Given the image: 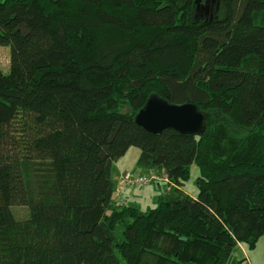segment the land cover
Listing matches in <instances>:
<instances>
[{"label":"trees","instance_id":"1","mask_svg":"<svg viewBox=\"0 0 264 264\" xmlns=\"http://www.w3.org/2000/svg\"><path fill=\"white\" fill-rule=\"evenodd\" d=\"M211 2L0 0V264L247 260L264 237V0ZM152 94L198 105L207 131L137 125ZM132 147L168 180L147 210L113 201Z\"/></svg>","mask_w":264,"mask_h":264},{"label":"rangeland","instance_id":"2","mask_svg":"<svg viewBox=\"0 0 264 264\" xmlns=\"http://www.w3.org/2000/svg\"><path fill=\"white\" fill-rule=\"evenodd\" d=\"M218 1L215 3L216 8H218ZM196 7H200V5H196ZM204 9V6L201 8ZM10 62V50L8 47L0 46V65L2 66L4 71L8 70ZM139 149L132 147L129 151L116 162V167L118 169L123 170L120 175H118L115 179L116 186L115 191L119 193L118 198L116 199L117 203L124 202L126 204L135 205L139 207L141 210H147L149 208H153L156 206V199L157 196L164 192L168 188L167 177L159 170L154 168H142L144 170L140 172H132L129 170H135L136 168V161L138 158ZM126 170V171H125ZM145 173H152L160 180L156 182H152L147 186H138L133 189H127V187L123 188V185L120 183V180L126 174H130L131 176L135 177L137 175H142ZM199 171L196 165H193L191 168V175L189 179L186 181L184 185V189L187 193L191 195H196L198 190L196 186V179L198 177ZM116 175V174H115ZM159 183L161 185H159ZM130 191V192H128ZM14 214L16 218L24 220L28 218L29 211L28 208L22 205H16L13 207ZM248 258L247 260L243 261L240 264H264V237H262L261 242L257 245L254 250L249 249L245 245H241L239 249V260L245 259L244 257V250Z\"/></svg>","mask_w":264,"mask_h":264},{"label":"water","instance_id":"3","mask_svg":"<svg viewBox=\"0 0 264 264\" xmlns=\"http://www.w3.org/2000/svg\"><path fill=\"white\" fill-rule=\"evenodd\" d=\"M135 122L153 134L174 130L181 134L203 135L208 127V114L196 104H172L152 94L135 116Z\"/></svg>","mask_w":264,"mask_h":264},{"label":"built area","instance_id":"4","mask_svg":"<svg viewBox=\"0 0 264 264\" xmlns=\"http://www.w3.org/2000/svg\"><path fill=\"white\" fill-rule=\"evenodd\" d=\"M159 180L160 179L156 177L155 175H153L152 173H145L142 175H137L135 177L131 176L130 174H126L125 176L121 178L120 183L123 185V188L127 187V189H133L138 186H147L150 183L156 182ZM117 196H119V193L117 191H114L113 201L116 203V205L118 206L126 205V203L124 202L117 203L116 202V199L118 198Z\"/></svg>","mask_w":264,"mask_h":264},{"label":"crops","instance_id":"5","mask_svg":"<svg viewBox=\"0 0 264 264\" xmlns=\"http://www.w3.org/2000/svg\"><path fill=\"white\" fill-rule=\"evenodd\" d=\"M138 158H139V154H138ZM138 158H137V161H138ZM137 161H136V168H135V170H129V171H132V172H140V171H142V170H144V169H142L141 167H139L138 166V164H137ZM115 166H116V164H115ZM126 171V170H125ZM122 172H124L123 170H121V169H118L117 167H116V169H115V178L118 176V175H120ZM128 192H130V191H128ZM131 193V192H130ZM262 239V238H261ZM259 242H261V240L259 241ZM259 244V243H258ZM243 250H244V253H246V251H245V249L243 248Z\"/></svg>","mask_w":264,"mask_h":264},{"label":"flooded vegetation","instance_id":"6","mask_svg":"<svg viewBox=\"0 0 264 264\" xmlns=\"http://www.w3.org/2000/svg\"><path fill=\"white\" fill-rule=\"evenodd\" d=\"M215 1H216V0H212L211 3L215 4ZM209 2H210V1H209ZM206 8H207V9H206V15L209 16V15L213 12V11H211V8H212V7L209 5V6H207Z\"/></svg>","mask_w":264,"mask_h":264}]
</instances>
